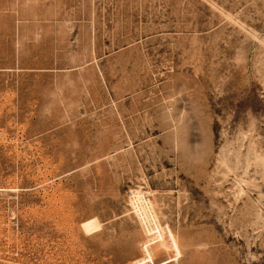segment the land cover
Here are the masks:
<instances>
[{"label":"rangeland","instance_id":"1","mask_svg":"<svg viewBox=\"0 0 264 264\" xmlns=\"http://www.w3.org/2000/svg\"><path fill=\"white\" fill-rule=\"evenodd\" d=\"M0 264H264V0H0Z\"/></svg>","mask_w":264,"mask_h":264}]
</instances>
